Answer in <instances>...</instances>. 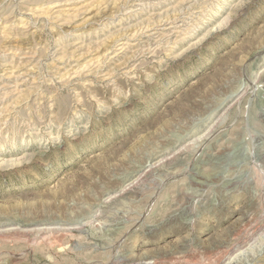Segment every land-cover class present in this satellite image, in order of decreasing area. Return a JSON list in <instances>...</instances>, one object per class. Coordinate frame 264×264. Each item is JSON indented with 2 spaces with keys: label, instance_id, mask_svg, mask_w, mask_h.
Returning a JSON list of instances; mask_svg holds the SVG:
<instances>
[{
  "label": "rangeland",
  "instance_id": "374dc122",
  "mask_svg": "<svg viewBox=\"0 0 264 264\" xmlns=\"http://www.w3.org/2000/svg\"><path fill=\"white\" fill-rule=\"evenodd\" d=\"M0 264H264V0H0Z\"/></svg>",
  "mask_w": 264,
  "mask_h": 264
}]
</instances>
